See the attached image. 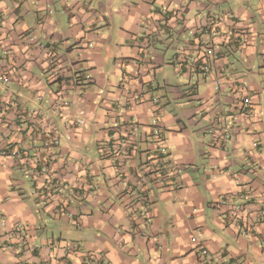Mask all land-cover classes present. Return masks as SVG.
Wrapping results in <instances>:
<instances>
[{
    "label": "crops",
    "instance_id": "0c3cea01",
    "mask_svg": "<svg viewBox=\"0 0 264 264\" xmlns=\"http://www.w3.org/2000/svg\"><path fill=\"white\" fill-rule=\"evenodd\" d=\"M0 145V264H264V0H0Z\"/></svg>",
    "mask_w": 264,
    "mask_h": 264
},
{
    "label": "built area",
    "instance_id": "2783aa9c",
    "mask_svg": "<svg viewBox=\"0 0 264 264\" xmlns=\"http://www.w3.org/2000/svg\"><path fill=\"white\" fill-rule=\"evenodd\" d=\"M27 37H28V40L31 44H33L35 47L37 48H45V45L44 43L40 42L39 40L35 39V37L31 34V33H28L27 34ZM204 58H203V69L204 71H208L209 69V64H208V60L209 59H212V58H215V54H214V51L212 48H205L204 50ZM206 58V59H205ZM8 77L7 76H2V80L4 82L8 81ZM84 81L86 82H89L90 80V77L89 75H86L84 76L83 78ZM212 86L216 89L218 88V84L217 83H213ZM102 90L99 89L98 90V93H101ZM249 102V98H244L243 99V103L244 104H247ZM61 105L62 106H67V102L65 100H61ZM86 124V118H85V111L84 110H78L77 112V116L76 118L71 122V125H73L74 127H79V126H84ZM50 127L52 130H55V126L53 123L50 124ZM130 131V134H134L136 128H135V125L133 123V126L129 129ZM223 140H227L229 138V132H228V129H223ZM67 139H69V136H67ZM54 144L58 143V140L55 138L54 139ZM19 151L16 150L15 148H11V147H8V146H4V145H0V156H3V157H15L16 155H18ZM25 153V152H22V154ZM171 163V160L169 158H161V163L159 165V173L160 172H165V170H169V172H173L174 170V167H172V165H170ZM158 173V175H159ZM159 176H162V174H160ZM14 229L16 230L17 234L18 235H21L23 233V228H22V224L20 223H15L14 224ZM72 249H74L75 251L76 250H79V247L77 244H73L71 246ZM200 255L201 256H208L209 255V252L206 248H201L200 250ZM86 256H88V252H86ZM91 257V256H89ZM101 261L104 260V258L102 256L99 257Z\"/></svg>",
    "mask_w": 264,
    "mask_h": 264
}]
</instances>
